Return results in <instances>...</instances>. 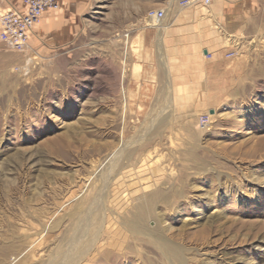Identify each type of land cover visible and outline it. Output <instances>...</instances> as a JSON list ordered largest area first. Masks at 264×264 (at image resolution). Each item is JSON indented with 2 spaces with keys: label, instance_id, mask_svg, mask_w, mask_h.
<instances>
[{
  "label": "rangeland",
  "instance_id": "374dc122",
  "mask_svg": "<svg viewBox=\"0 0 264 264\" xmlns=\"http://www.w3.org/2000/svg\"><path fill=\"white\" fill-rule=\"evenodd\" d=\"M129 7L95 0L58 50L0 43V264H264V12L209 109Z\"/></svg>",
  "mask_w": 264,
  "mask_h": 264
},
{
  "label": "crops",
  "instance_id": "0c3cea01",
  "mask_svg": "<svg viewBox=\"0 0 264 264\" xmlns=\"http://www.w3.org/2000/svg\"><path fill=\"white\" fill-rule=\"evenodd\" d=\"M157 1L167 5V13L159 21L148 18V13L141 18V11L154 9L151 4L155 0H126L130 5L129 18L139 20L131 28L136 31L134 40H141V45L148 46L149 50L164 53L160 59L167 80L163 82L201 85L196 90L201 95L199 102L210 109L225 90L224 77L236 74L242 67L243 55L238 54L231 61L233 65L230 60L221 59L224 53L239 49L237 39L232 42L229 35L239 37L250 20L258 19L264 12V0H213L210 5L186 4V0ZM0 4L26 11L23 0H0ZM93 4L95 0H64L59 8L47 9L30 31L31 49L44 46L54 51L70 43L81 30L83 17Z\"/></svg>",
  "mask_w": 264,
  "mask_h": 264
},
{
  "label": "built area",
  "instance_id": "2783aa9c",
  "mask_svg": "<svg viewBox=\"0 0 264 264\" xmlns=\"http://www.w3.org/2000/svg\"><path fill=\"white\" fill-rule=\"evenodd\" d=\"M64 0H23L26 11L20 12L14 7L0 9V43L10 49L21 53H29L30 31L38 24L47 9H57ZM202 2L205 5L212 4L213 0H186V4ZM166 14L164 9H150L148 18L163 19ZM125 36H129L128 33ZM235 56V52L227 54Z\"/></svg>",
  "mask_w": 264,
  "mask_h": 264
},
{
  "label": "bare ground",
  "instance_id": "6f19581e",
  "mask_svg": "<svg viewBox=\"0 0 264 264\" xmlns=\"http://www.w3.org/2000/svg\"><path fill=\"white\" fill-rule=\"evenodd\" d=\"M152 203H153V201H149V202H148V206H149L150 208H151L152 205H153Z\"/></svg>",
  "mask_w": 264,
  "mask_h": 264
}]
</instances>
